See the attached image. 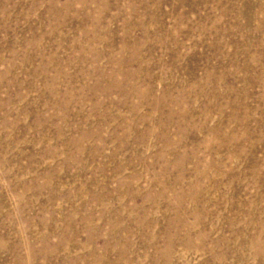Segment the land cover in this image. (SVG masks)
I'll use <instances>...</instances> for the list:
<instances>
[{
  "label": "rangeland",
  "instance_id": "rangeland-1",
  "mask_svg": "<svg viewBox=\"0 0 264 264\" xmlns=\"http://www.w3.org/2000/svg\"><path fill=\"white\" fill-rule=\"evenodd\" d=\"M0 264H264V0H0Z\"/></svg>",
  "mask_w": 264,
  "mask_h": 264
},
{
  "label": "bare ground",
  "instance_id": "bare-ground-1",
  "mask_svg": "<svg viewBox=\"0 0 264 264\" xmlns=\"http://www.w3.org/2000/svg\"><path fill=\"white\" fill-rule=\"evenodd\" d=\"M72 7V6H71ZM70 8V7H69Z\"/></svg>",
  "mask_w": 264,
  "mask_h": 264
}]
</instances>
